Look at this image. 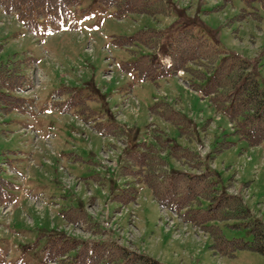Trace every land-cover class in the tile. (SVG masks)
<instances>
[{"label": "rangeland", "instance_id": "374dc122", "mask_svg": "<svg viewBox=\"0 0 264 264\" xmlns=\"http://www.w3.org/2000/svg\"><path fill=\"white\" fill-rule=\"evenodd\" d=\"M141 1L150 12L123 18L99 0L59 18L0 5V62L29 78L33 88L15 95L34 100L29 112L0 111V169L14 184L10 201L0 199V264H121L115 241L164 264H264V253L239 246L264 223V143L234 134L188 73L144 79L136 70L151 53L173 64L169 44L190 30L245 59L264 89V0ZM159 137L170 175L209 171L219 195L242 201L248 217L211 223L232 254L214 251L211 234L183 214L186 230L167 225L139 168L124 175L129 154ZM135 191L134 201L118 199Z\"/></svg>", "mask_w": 264, "mask_h": 264}, {"label": "trees", "instance_id": "16d2710c", "mask_svg": "<svg viewBox=\"0 0 264 264\" xmlns=\"http://www.w3.org/2000/svg\"><path fill=\"white\" fill-rule=\"evenodd\" d=\"M107 7H115L118 16L123 17L134 12L147 13L150 7L140 0H99ZM138 2V4L136 3ZM0 4L10 12H22L25 6L26 17L37 16L59 18L69 13L71 8L79 4V0H0ZM102 5V6H103ZM149 7V8H148ZM20 15L22 19L24 13ZM145 32V31H144ZM160 39L152 43L151 50L158 47ZM174 61L169 69H165L154 54L136 66L144 79H156L176 75L183 70L190 75V86L209 97L215 110L227 116L235 124V133L242 136L251 146L264 143V89L249 70L245 59L237 54L223 53L207 39L196 33L185 30L178 33L170 42L167 53ZM27 87V77L19 71V67L9 62H0V111L10 113L25 112L28 99L15 95L18 90ZM165 120L173 122L170 117L162 115ZM159 139V138H158ZM157 139V142H158ZM168 141V140H167ZM142 143L140 150L129 154L127 169L145 176L144 183L152 190L154 198L161 206H167L178 212L184 210V216L197 226H201L212 236L214 251L233 253L230 241L224 238L217 225L211 223L229 218H246L248 213L242 201L230 194L219 195L217 184L209 172L196 174L180 171L170 175L165 160L158 157V143ZM178 149V147H177ZM161 150H164L161 148ZM157 158L153 159L154 155ZM138 166L140 171L133 170ZM162 171L155 176V172ZM0 169V199H5L6 191L11 184L2 177ZM169 178L167 182L166 179ZM136 192L118 199L134 201ZM255 240L239 246L264 253V223L255 222ZM112 247L119 252L121 264H164L159 260L113 242ZM103 254V253H101ZM99 253V259L100 255Z\"/></svg>", "mask_w": 264, "mask_h": 264}]
</instances>
